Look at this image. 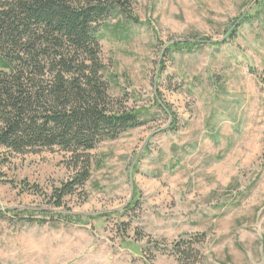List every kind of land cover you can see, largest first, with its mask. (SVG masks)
<instances>
[{
	"label": "rangeland",
	"instance_id": "1",
	"mask_svg": "<svg viewBox=\"0 0 264 264\" xmlns=\"http://www.w3.org/2000/svg\"><path fill=\"white\" fill-rule=\"evenodd\" d=\"M129 10L102 23L100 58L114 108L142 123L86 152L60 208L53 191L83 161L0 148V264H178L176 241L185 264H264V0ZM180 41L197 45L168 49Z\"/></svg>",
	"mask_w": 264,
	"mask_h": 264
},
{
	"label": "trees",
	"instance_id": "2",
	"mask_svg": "<svg viewBox=\"0 0 264 264\" xmlns=\"http://www.w3.org/2000/svg\"><path fill=\"white\" fill-rule=\"evenodd\" d=\"M133 1L12 0L0 8V148L20 154L57 147L83 161L82 169L53 191L56 208L87 181V151L142 123L137 113L114 108L100 58L102 23L112 15L133 20ZM196 45L172 42L168 49ZM135 203L134 198L117 214ZM198 236L201 242L204 236ZM153 247L159 249L156 241ZM172 247L178 264L194 257L180 241ZM191 252L198 254L194 248Z\"/></svg>",
	"mask_w": 264,
	"mask_h": 264
}]
</instances>
